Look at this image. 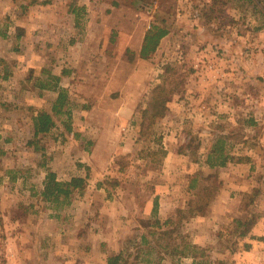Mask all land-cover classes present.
<instances>
[{
  "label": "rangeland",
  "instance_id": "obj_1",
  "mask_svg": "<svg viewBox=\"0 0 264 264\" xmlns=\"http://www.w3.org/2000/svg\"><path fill=\"white\" fill-rule=\"evenodd\" d=\"M55 2L59 7L64 3ZM92 2L93 11L88 12L83 10L87 5L78 7L83 2L73 1L74 16L64 19L61 10L53 12L59 15V23L73 25L75 20L80 28L66 34L69 37L53 34L62 38L58 43H45L48 34L34 29V36L42 38L37 43L30 42V34L17 21L25 15L30 22H49L51 12L28 11L32 0H10L8 5L0 0V43L5 44H0V56H4L0 57V264H41L40 259L50 264L48 257L37 258V249H46L47 240L49 247L60 248L62 243L45 237L44 229L60 231L67 225L78 231L92 220L112 228L110 221L116 214L120 217L122 207L134 215L127 226L123 254L127 248L132 254L140 252L137 245L146 235L149 247L155 248L153 264H188V259L163 256L159 245L170 241L171 252L176 244L183 250L189 245L188 235L182 234L178 222L207 215L217 201L224 183L219 168L225 167L206 164L211 146L226 137L228 153L237 156L264 134V127L247 128L250 103L237 117L220 111L222 100L217 97L218 107L210 112L214 104L210 96L220 92L222 74L227 79L221 91L233 96V104L240 98L237 89L259 90V85L246 80L249 76L259 80L264 90V26L256 30L262 19L235 0ZM41 3L42 9L52 4ZM88 25L113 28L90 33ZM122 26L131 32L125 41H118ZM153 26L168 29L169 34L151 56L142 57L144 38ZM60 90L66 93V104L63 113L56 114L53 108ZM41 111L52 115L56 125L35 138L34 117ZM68 122L71 132L65 127ZM32 142L37 145H28ZM48 171L61 183L85 179L83 189L72 188L68 201H45L41 193ZM195 178V188L186 192ZM176 186L185 188H180L182 207L190 209H175L174 223L157 227V194L165 190L172 195ZM259 194L245 198L242 219L215 226L206 234L210 242L204 255L212 263L239 264L241 249L250 250L239 233L248 234L263 212L253 208ZM150 203H154L153 212L144 219L141 216ZM44 219L55 227L43 224ZM28 220H37L32 230L42 229L38 244L29 237L24 243L15 238L20 227L29 226ZM120 221L123 225L124 220ZM237 221L244 224L239 230ZM161 230L174 233L168 238ZM251 237L247 240L264 243V238ZM18 242L26 250L22 263L15 255ZM191 246L185 252L202 254Z\"/></svg>",
  "mask_w": 264,
  "mask_h": 264
},
{
  "label": "crops",
  "instance_id": "obj_2",
  "mask_svg": "<svg viewBox=\"0 0 264 264\" xmlns=\"http://www.w3.org/2000/svg\"><path fill=\"white\" fill-rule=\"evenodd\" d=\"M64 3L61 4V7H59L58 3H53V0H49L52 4L47 6L46 9H42L43 3L42 0H32L34 2L33 4H30V7L28 8V11H47L51 12L52 18L49 22L44 23H38L36 21L30 22V20L23 15L22 19H18V27L25 29L26 33L30 34V42L39 43L42 38L34 36V29H37V32L40 33H46L48 34L46 38H44V42L47 41L56 42L62 41V38L59 37H53V34H61L63 37H69L66 34H72L78 28H80L78 25H76L75 20L74 24H66V23H59V15H54L56 10H61L62 13L65 15H62V19H64V16L70 17L73 15L72 13H75L76 7L72 5L73 1L76 2H83V4H79L78 7H82L84 5H87L83 10L91 12L93 11L94 3L92 0H63ZM69 1H72L71 4H69ZM96 1V0H93ZM4 3L6 5L10 4V0H4ZM22 6L17 7L19 11H21ZM88 8V9H87ZM116 8L113 9V12L116 15ZM54 12V13H53ZM19 14V13H18ZM22 14V13H21ZM74 16V15H73ZM16 18H19L16 17ZM61 19V18H60ZM40 25V26H38ZM111 29L112 26H108ZM108 27H96L93 25H88L86 27V31L93 33V32H107L105 30ZM40 29V30H39ZM33 31V32H32ZM84 31V30H83ZM131 32L130 27L122 26L119 30V38L118 41H125L126 34ZM52 34V35H51ZM72 43L75 42V40H70ZM129 43L131 44L133 42L132 38H129ZM42 42V43H44ZM1 45H5L4 42L0 43ZM4 57V56H0ZM6 59V58H5ZM5 64V63H4ZM6 66V64H5ZM224 77L221 79L220 86L221 90L224 85L225 74H222ZM245 76H248L247 74H242V77L245 78ZM242 79V85L241 87H244L245 81H251L257 88L259 85V90H255L254 93H249L244 91V89H237L236 92L237 95L240 97L238 101H236L235 104H233V98L232 95L227 94L229 92H226L224 90L223 92L220 90V92L216 94H212L210 103H214L210 106V112L213 114L216 110L215 103L217 104L216 100L217 97H221L219 108L220 111H226L228 113L236 114L238 117V114H242L244 112V109L246 108V102L250 103V109L249 110V117L250 119L246 122H248L247 128H257L260 127L263 129L264 127V90L262 86L260 85L259 80H256L255 77L249 76L246 80ZM216 90V88H214ZM21 94H23L24 91H19ZM252 95V97L250 96ZM250 98V99H249ZM215 105V106H214ZM245 121V120H244ZM264 130V129H263ZM261 137H256V143L252 148H246L245 154L243 153H237V157H243L246 159L243 163H230L225 168H219L221 173L224 175L223 179V185L220 188V193L218 195L217 201L211 205L207 211V215H192L189 219H184L179 221L178 223L181 224L182 230L184 231L182 234L186 233L188 236L189 245H192L196 247L197 251L205 253V248L207 243H209V238L206 236L208 232H211L212 229L215 226H223V225H231L234 219H242L244 214L242 213L245 207V198L252 195V193H260L258 197V201H256V204L253 206V208L259 207V212H262L261 215L258 216V218L255 221V225L253 229L247 234V236H256L264 238V134L260 135ZM243 146H245V142L242 143ZM235 146H240V144H236ZM258 146V147H257ZM247 157V158H246ZM247 162V163H246ZM259 164V165H258ZM185 189L183 187H177L176 191L173 192L172 195H168V193L165 190H162L161 194L158 192L157 195H159V222L161 226H170L174 223V220L172 218L174 211L178 209H190L189 205H186L187 207H182V200H181V189ZM186 192H192L191 185L187 186ZM176 194V197H175ZM189 194V193H188ZM256 195H253L255 198ZM157 197V196H156ZM154 203H150L146 206L144 215L141 217L144 219H149L151 216V213L154 209ZM263 205V206H262ZM111 212H113V208ZM122 213L118 214L120 217L116 216L110 221V224H112V228H106L104 224H101L100 222H94L88 221L87 224L84 226H81L78 228V231L74 230V227H63L62 230L58 231L57 228H54L49 231H45L44 234L45 237L48 235V237H56L54 240L57 243H62L60 245V248H56L55 246L50 245V240H47L46 243V249H37L36 256L37 258H40L43 256L44 258H50V264H108V259L112 256L123 254L125 245L124 241L126 239L127 235V226L128 223L132 222V212H130L129 208H121ZM125 210V212H123ZM190 211V210H189ZM115 215V211L113 212ZM191 213V211H190ZM126 217V218H122ZM230 217V219H229ZM98 221V219H96ZM124 220V224L121 225V221ZM35 220L34 222H27V227H20V229L16 232L15 238L18 241H25L26 237L31 238L35 244H38L37 242H40L39 236L42 235L41 231L42 229L35 228L32 230V223L36 224ZM42 223V222H41ZM177 223V221H176ZM43 224L46 225H52L55 227V224L52 223V221L43 220ZM123 226V227H122ZM59 232V233H58ZM206 236V237H205ZM247 236L242 238L244 241H246L250 245V250L247 251V249L244 247V249H241L242 252H239L241 256H243L242 261L239 262V264H264V243H261L260 241H249L247 240ZM252 238V237H251ZM46 239V238H45ZM255 239V238H253ZM259 239V238H258ZM21 244L18 242L16 243L15 248V255L18 257L19 263H22L25 259V248L23 247L24 244ZM53 243V242H52ZM57 246V245H56ZM50 248V249H48ZM54 248V249H53ZM52 249V250H51ZM227 252V250H226ZM33 256V255H31ZM194 254H187V257H184L183 259H188V264H194V262H198L199 260H205L208 261L210 264L212 263L211 259L207 258V256L204 255L203 259H200V257H197L196 259L193 257ZM20 258H22L20 260ZM24 259V260H23ZM42 261L41 264L46 263L43 259H40ZM31 263V261H29ZM34 263V262H32ZM36 264V263H34Z\"/></svg>",
  "mask_w": 264,
  "mask_h": 264
},
{
  "label": "trees",
  "instance_id": "obj_3",
  "mask_svg": "<svg viewBox=\"0 0 264 264\" xmlns=\"http://www.w3.org/2000/svg\"><path fill=\"white\" fill-rule=\"evenodd\" d=\"M217 1V0H216ZM229 1V0H228ZM240 3L242 9H251L252 12L255 14H258L260 18L262 19L263 24L256 30L262 29L264 26V0H235ZM169 34V30L165 28H161L158 26H153L152 29L146 34L143 42V46L141 49V56L142 57H149L151 54L156 50V48L159 46L160 41L166 37ZM3 36H6V33H2ZM66 104V93L64 90H60L58 99L55 102L54 105V112L56 114H62L63 108ZM160 115L157 114L156 117ZM71 119V117H69ZM55 121L47 112L41 111L37 114V116L34 117V136L37 138L40 134H46L51 132V130L55 127ZM68 132H71V126L70 122H68L65 125ZM221 139V140H220ZM217 142L211 146L210 153L208 156V160L206 164L210 168H216V167H226L230 163H243L246 161L245 158L237 157V156H231L228 153V150L226 149V137H222ZM223 139V140H222ZM37 145V143H29L28 145ZM37 149V148H36ZM165 153V152H164ZM198 177V176H196ZM196 178L193 181V184L191 185V188H195ZM85 184V179L83 178H74L69 183H61L57 181L56 174L54 172L48 171L46 180L44 183V190L41 193L42 197L45 201L51 202V203H59L61 202V199L64 201H68L71 193L72 188L73 189H83V186ZM254 198V197H253ZM252 198V199H253ZM62 200V201H63ZM156 206L158 207V204L156 202ZM239 230L241 227L244 226L241 222L237 221ZM155 226L161 227V224L159 220H156ZM162 231V230H161ZM164 236H168V238H171L170 236L174 233L172 230L169 231H162ZM247 236V233L245 231H242L239 233L240 238H244ZM150 241L148 240V237L146 235L142 236V240L140 245H137L138 250L140 252L130 253L129 249L127 248L125 250L126 254H119L112 256L108 259V264H153L152 262V256L154 255L155 248H151ZM160 250L163 252V256H170L172 258L179 257L184 258L187 257V253L185 252L188 247L191 245L185 244L183 250H179V246L172 247V252L170 251L171 242H166L165 245L160 244ZM192 249L196 250V247L191 246ZM198 252V251H197ZM200 252V251H199ZM159 253V252H157ZM195 259L197 257H200V259L204 258V254H200V256L194 255ZM163 260V258H160V261ZM159 261V263H160ZM194 264H210L208 261L205 260H199L198 262H194Z\"/></svg>",
  "mask_w": 264,
  "mask_h": 264
}]
</instances>
